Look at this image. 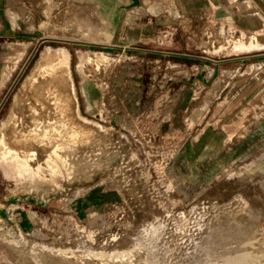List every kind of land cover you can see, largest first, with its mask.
<instances>
[{
    "label": "rangeland",
    "instance_id": "374dc122",
    "mask_svg": "<svg viewBox=\"0 0 264 264\" xmlns=\"http://www.w3.org/2000/svg\"><path fill=\"white\" fill-rule=\"evenodd\" d=\"M49 50L87 133L0 157V264H264V0H0V134Z\"/></svg>",
    "mask_w": 264,
    "mask_h": 264
},
{
    "label": "bare ground",
    "instance_id": "6f19581e",
    "mask_svg": "<svg viewBox=\"0 0 264 264\" xmlns=\"http://www.w3.org/2000/svg\"><path fill=\"white\" fill-rule=\"evenodd\" d=\"M248 45L249 42L245 41L241 48L246 49ZM54 57L58 59L55 63L52 62ZM91 57L95 62L96 57ZM65 62L66 58L62 53L49 50L43 55L39 62L40 73H37L36 80L32 81L29 88L19 92L17 106L0 134V147L7 146L0 157L17 164L19 177H23L30 168L40 163L44 165L50 160L48 156H40L41 153L29 154L26 152L28 148L33 150L32 146L35 144H43L50 139H54L55 148L71 147L87 133L89 122L86 123L80 114L71 72ZM62 69L65 70L63 73ZM90 105L91 108L96 106L95 103Z\"/></svg>",
    "mask_w": 264,
    "mask_h": 264
}]
</instances>
